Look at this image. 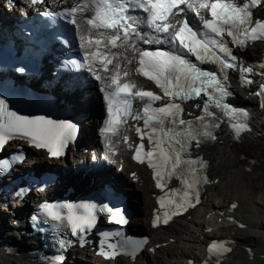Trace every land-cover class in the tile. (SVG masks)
Segmentation results:
<instances>
[{"label": "snow or ice", "instance_id": "obj_1", "mask_svg": "<svg viewBox=\"0 0 264 264\" xmlns=\"http://www.w3.org/2000/svg\"><path fill=\"white\" fill-rule=\"evenodd\" d=\"M31 4L44 3V0H30ZM95 5V14L87 19V23L99 31L100 37H105L110 45L112 58L107 53L97 64L95 61L101 55L99 49L101 39L87 40V48L95 45L97 51L86 50L85 58L89 60V70L97 81L102 84L101 91L106 101V116L103 131L108 133L114 131L122 123L126 124L128 118L139 122L143 121V129L137 124L135 131L139 136L140 143L128 144L134 147L132 158L138 163H147L154 171L156 186L163 188L165 180L178 175L187 177L189 173L195 175L199 164L201 168L207 165L203 160L184 159L191 157L193 142L196 149L206 140H215V131L220 127L221 115L228 119L224 122L237 120L243 116L245 120L250 119L246 110L230 106L226 101L230 95L227 85V70L237 68V57L232 54L229 42L225 35L231 37V44L245 45V39L249 32L253 41H264V22L253 21L251 7L259 6L262 0H245L241 5L240 0H199L198 6L194 0H92ZM89 9L87 2L77 4L64 12L69 22L76 24L75 14ZM142 10L147 16L138 18L135 13ZM200 10L210 12L211 19H206ZM195 12L198 18L194 26L187 15ZM40 15L52 17L53 12L45 10ZM183 17V19H181ZM202 22V27L199 26ZM227 25L228 27H225ZM235 29V30H234ZM259 30V31H258ZM82 40L85 38L82 36ZM148 46V47H144ZM165 46V47H161ZM182 50V51H181ZM183 53L195 57V62L189 60ZM124 60V68H121L120 59ZM115 61V62H114ZM136 64V73L154 82L160 89L162 95L151 90H136L135 84L124 82L121 76L129 75L127 65ZM218 65V71L204 70L198 65ZM111 66V67H109ZM264 74V64L259 65ZM17 71L23 72L20 68ZM242 80L246 84L253 83L252 79L246 78L245 74H253V68L242 67L240 69ZM218 73L223 74L220 76ZM211 90V91H210ZM256 95L264 96V83H262ZM205 97L203 104L193 103V108H200L201 115L192 116L185 113L181 103ZM166 100L161 106H154L157 101ZM142 105L141 110L134 109L133 102ZM264 107V105H261ZM218 109L219 113L211 110ZM192 117V118H185ZM238 136L241 131L251 129L248 123H232L231 125ZM77 127L69 121H56L43 116L27 117L17 115L10 111L5 99H0V152L14 139H22L30 146L37 149H46L51 157L58 158L63 155L69 142L76 138ZM147 138L149 150H145L144 140ZM108 141L105 148L108 153L112 152ZM128 143L129 137H123ZM19 157H23V151L18 150ZM114 155L115 153L112 152ZM6 163V161H4ZM185 166V167H182ZM2 167V165H0ZM134 178L135 173H132ZM208 177L202 176L192 184H187V191H183V197L190 207H195L200 202L198 187L194 184L210 183ZM184 184L185 180L181 179ZM23 190H21L22 192ZM172 193L181 189H172ZM161 200L164 198L161 197ZM194 201V202H193ZM235 208L236 205H232ZM175 214H183L187 207L183 203L175 204ZM110 211V210H108ZM54 219H61L59 215L47 209ZM121 213H115L113 220ZM32 220H38L33 216ZM157 219L153 226H157ZM72 234L80 235L86 229L93 226L91 212L87 216H76L70 220ZM117 223L127 221L117 220ZM167 219L164 223H167ZM213 247H216L215 245ZM222 248L223 245H220ZM230 250V249H228ZM101 254H106L103 249ZM204 264H209L205 261Z\"/></svg>", "mask_w": 264, "mask_h": 264}, {"label": "bare ground", "instance_id": "obj_2", "mask_svg": "<svg viewBox=\"0 0 264 264\" xmlns=\"http://www.w3.org/2000/svg\"><path fill=\"white\" fill-rule=\"evenodd\" d=\"M12 1L14 0H0V6L6 3H12ZM68 1L44 0L42 5L58 8L66 6ZM19 2L29 4L28 0ZM116 51V49H111V52ZM106 52L112 58L111 52L109 50H106ZM247 53L249 55L261 53L260 45L256 44L252 48L247 49ZM119 62L123 69L125 66L123 58ZM135 67V63L127 65L129 75L127 77L123 76L122 79L137 85L142 80L135 74ZM91 75L92 78L89 81L91 84H88L87 87L76 86L64 94L61 93L58 86H55V90L60 97L65 95V101H69L71 104L82 108L78 110L75 107L77 111H82L86 115L87 113L91 114L84 121V135H86L85 137L93 136L90 138L93 144L90 151H95L97 174H112L114 182L125 183V189L129 194V201L136 211V215L132 220L137 219L140 222L139 229H143L151 237L148 247H153L152 250H144L133 261L125 262L118 260L116 264H168V262L169 264H185L188 260L197 262L200 260V255L203 254V252L201 253V250L203 251L202 246L204 244L206 246V242L213 238V228L207 225L206 216L208 215H205L209 211L213 212L211 217L214 219V226L218 225L221 217L222 220H233L236 223L231 224V222L228 226L221 224L225 233L220 238L225 237L230 239V250L221 260L216 261L214 264H264V258L262 257L264 256V222L254 220V218H259V216H263L264 214L260 211L261 208L259 209V203L264 199V192L258 194L259 185L255 178L251 179V183L255 185V189L251 191L248 188L243 189L237 183H233L236 181H231L229 178L225 180L223 177L227 174L226 172L228 170L232 171L233 168L243 170L244 173L249 174V177H252L256 173H261L264 176V122L257 120L252 137L240 143H234L228 133L221 131L215 142L202 146L199 150L208 160V177L212 182L205 186L201 205L165 228H152L149 225V219L154 207L153 194L155 191L152 188L148 173L144 167L134 164L130 160L128 149V144L131 140L130 130L125 131V134L129 137L128 143L124 142V136L120 134L109 137L111 141L109 146L112 152L114 150L116 152L114 155L112 152H109L108 157H105V153L108 151L105 148V144L108 141L106 140V136L100 131L102 125L99 124V120L103 118V107L102 104L100 105L97 96V87L101 85V82L97 81L92 73ZM238 99L242 100L241 97H238ZM85 140L89 139L85 138ZM33 153L37 155L39 160H44L46 165H50V168L58 169L59 165H61V168L67 167V169L69 166L73 167L74 158L63 161H49L45 160L42 152ZM87 156L88 154H77V157L80 160H85V163L93 159L91 154H89L88 158ZM75 163L83 162H77L75 160ZM74 172V169L69 172L68 177L70 179L75 178L73 175ZM131 172H135L138 179L131 176ZM93 176L91 172H88L80 176L79 180L88 181ZM233 176L235 175L233 174ZM231 184L233 185L232 189L238 188V191L236 190L237 193L229 191ZM214 199H220V201L214 203ZM232 205H236V207L232 208ZM244 206L243 211L242 208ZM201 207L205 209L204 214L201 219L196 218V213L199 212ZM246 210L248 214L245 213ZM4 211H6V208L2 205V208H0V241L1 251L4 255L0 253V264H24L29 258L24 250L17 248L23 245L22 243L27 237L17 231L16 236L23 239L21 242L13 239L14 237L10 235L9 229L16 228L12 223L16 218L13 217L11 222L7 224V221L5 222L4 220L6 218L4 217ZM2 215L4 218H2ZM250 222H253L254 225H252L253 223L250 224ZM238 224L246 230L241 229ZM250 225L256 228L254 232L250 229V231L247 230L251 227ZM180 240L183 243L178 246ZM176 242L178 243L175 247ZM6 243H11L16 246L11 250V253H6V248L4 247ZM196 246L198 250H196ZM81 254H83L82 256L85 258L87 264H113L111 261H100L87 249H83ZM67 262H69V259H67ZM70 264H78V262L73 260Z\"/></svg>", "mask_w": 264, "mask_h": 264}, {"label": "rangeland", "instance_id": "obj_3", "mask_svg": "<svg viewBox=\"0 0 264 264\" xmlns=\"http://www.w3.org/2000/svg\"><path fill=\"white\" fill-rule=\"evenodd\" d=\"M227 173V174H226ZM225 174L227 175H224L223 177L225 178V180L226 179H230L231 181L232 180H234V181H236V182H233V183H237V185H240L243 189H245V188H248L249 190H254L255 189V185L253 184V183H251V179L252 178H255L256 180H257V184L259 185V192H258V194H260V192L262 193V192H264V176L261 174V173H256V174H254V175H252V177H249V174L248 173H244L243 172V170H238V169H236V168H233L232 169V171H227ZM232 173V174H231ZM233 174L235 175V176H233ZM124 175V174H123ZM219 181H220V179H219ZM232 187H233V185L231 184L230 185V189H229V191L230 192H234V193H237L236 192V190L238 191V188H233L232 189ZM254 187V188H253ZM220 201V199H214L213 200V202L214 203H217V202H219ZM203 208V207H202ZM244 208H245V206L242 208V210L244 211ZM261 208V212L262 213H264V199H263V201H260V203H259V209ZM2 210V209H1ZM245 213L246 214H248V211L246 210L245 211ZM202 215H203V212H202V210L201 209H199V212L198 213H196V218H202ZM260 215H262V214H260ZM264 214H263V216H259V218H254V220L255 221H262V222H264ZM207 219H206V221L208 222V224L207 225H209L211 228H213V232H212V234H214V236H216V237H221V236H223L224 235V233H225V230L223 229V227H222V225H225V226H228V224H230L231 222V224H236L235 223V221H233V220H222L221 218H220V220H219V222H218V225H216V226H214L213 225V222H214V219H213V217H211V216H207L206 217ZM253 220V219H252ZM253 220V222H255ZM11 221V218H9L8 219V222H10ZM226 221V222H225ZM228 221V222H227ZM253 222H250V224L251 223H253ZM222 224V225H221ZM220 225V226H219ZM239 225V224H238ZM252 225H254V223L252 224ZM252 225H250L251 227H249L247 230H252V232H254L255 230H256V228L255 227H253ZM224 226V227H225ZM239 227L241 228V229H244V227H241V225H239ZM244 230H246V229H244ZM249 230V231H250ZM177 243L178 242H176L175 243V247L177 246ZM181 243V244H180ZM180 243H178V246H180V245H182V240H180ZM187 245V244H186ZM174 247V248H175ZM187 247V246H186ZM196 250H198V248H197V246H196ZM263 258H264V256H262ZM262 257H261V259H262ZM260 261V260H259ZM168 264H169V262H168Z\"/></svg>", "mask_w": 264, "mask_h": 264}, {"label": "water", "instance_id": "obj_4", "mask_svg": "<svg viewBox=\"0 0 264 264\" xmlns=\"http://www.w3.org/2000/svg\"><path fill=\"white\" fill-rule=\"evenodd\" d=\"M0 253L3 255L2 251H1V247H0Z\"/></svg>", "mask_w": 264, "mask_h": 264}]
</instances>
